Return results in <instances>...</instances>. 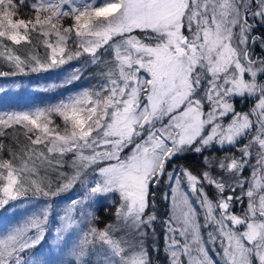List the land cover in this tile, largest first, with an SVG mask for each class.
Returning a JSON list of instances; mask_svg holds the SVG:
<instances>
[{
    "label": "snow or ice",
    "instance_id": "snow-or-ice-1",
    "mask_svg": "<svg viewBox=\"0 0 264 264\" xmlns=\"http://www.w3.org/2000/svg\"><path fill=\"white\" fill-rule=\"evenodd\" d=\"M0 63L69 66L48 90L89 82L0 113V210H29L0 234V264H156L165 183L169 264H264V0H0Z\"/></svg>",
    "mask_w": 264,
    "mask_h": 264
},
{
    "label": "trees",
    "instance_id": "trees-1",
    "mask_svg": "<svg viewBox=\"0 0 264 264\" xmlns=\"http://www.w3.org/2000/svg\"><path fill=\"white\" fill-rule=\"evenodd\" d=\"M27 14H28L27 9H24L21 13V15H24L25 17L27 16ZM63 23L67 25L71 23V21L65 20ZM257 50H259L260 52V48L258 46L254 49V51H257ZM9 69L10 68L7 65L0 63V70L9 71ZM70 70L71 69L69 66H65V69L63 72H61L60 70H53L51 72L29 73L28 75H23V74L17 75L12 81L9 82V84L8 82L5 83V90L3 91V94L7 93L8 94L7 97L9 98L14 93L15 95L20 94V93L25 92L29 88H35V87H39L42 85L47 86L49 83L56 81L58 77L63 78V76ZM15 82H18L17 84L19 85V87H17L15 92H12L9 94L8 92H10L11 89L13 88L11 87L10 84L15 83ZM237 100L238 99H235V103L237 102ZM238 107L239 108H237L236 110H239L240 108L241 110H243L247 106L245 104H240ZM7 143H9V141L5 140V144ZM233 151L234 149H231L230 147H225V149L223 150H219L216 147H213L211 150L206 151L205 155H210V156L214 155L216 157H220V156H223L225 152L231 153ZM5 158H7L6 153H5ZM178 162L181 164H184L186 167L191 168L193 171H197L203 168L201 159L196 155H186L183 159L179 160ZM249 174H250L249 172L247 171L245 172V175H249ZM167 190H168V185L166 183L162 184L158 190H155V208L151 209L152 211H155L157 217L159 218L158 221L154 224V228L156 229V232H157V244L156 245H158L161 249V251L158 254H153V258L156 261V264H166L167 262V257L165 256V253L163 251L164 247H163V242L161 240L162 232L160 229V224L162 220H164L165 212L168 206V200L163 199V194L167 192ZM207 190H209V192L213 196L212 189L209 188ZM113 199H115V197ZM12 207L13 205H9L4 210H0V219L3 218V216H9L10 220H14V217L16 216L17 211L15 212L10 211ZM94 211H96V214L98 217L96 226L102 229L106 222L112 221L114 219L115 206L109 205L108 201L105 200L101 202L100 204H98L96 208L94 209ZM234 211L236 213L241 212L242 211L241 206L236 205L234 208ZM25 215L27 214H24V216ZM150 245L152 244L146 243V246H150ZM36 251L38 252L39 249H37Z\"/></svg>",
    "mask_w": 264,
    "mask_h": 264
},
{
    "label": "rangeland",
    "instance_id": "rangeland-1",
    "mask_svg": "<svg viewBox=\"0 0 264 264\" xmlns=\"http://www.w3.org/2000/svg\"><path fill=\"white\" fill-rule=\"evenodd\" d=\"M75 63V62H74ZM10 70V69H9ZM16 76H10V77H0V113L2 112H7V111H14V110H26V109H30V108H35V107H43L45 105H49L52 104L54 102H56L58 99L63 98L64 95H67L69 91H76L79 88L82 87H88L89 86V82H86L84 80H81L77 83H75L72 86H69L68 89H55V90H48L46 88V86L42 85L39 87H35V88H29L28 90H26L23 93L20 94H16L15 93L10 96L9 98L7 97L8 94H3V91L5 90V83L12 81ZM62 79V78H61ZM92 83H95V81H91ZM18 82L15 83H11V87H13L11 89L10 92H8L9 94L12 92H15L17 87H15L14 85H17ZM247 100L249 102H247ZM254 101L251 99H246L245 101H241L240 99L237 100V102L235 103L236 109L239 108L238 106L240 104H245L247 107H245L243 110H241V108L237 111H241V112H245L248 111L249 108L252 107ZM53 119L56 121L57 124H62V121L57 118V117H53ZM66 159H71V156H67ZM67 171V168L65 169ZM209 195L212 196V194L209 192V190H207ZM167 193L169 194V197H171V192H170V188L168 186V190ZM212 193H213V197L215 195V191L214 189H212ZM72 195V193H68L66 196L59 198L62 200H67V197ZM114 197H111V199H113ZM194 203V202H193ZM172 208H171V202H170V198L168 199V206H167V210L165 212V216L164 219L169 215V213L171 212ZM28 209L19 207L17 210V214L14 217V220H10L9 216H3V218L0 219V234H3L4 232H6L9 229V226L11 224L16 223L18 220H20L21 218L24 217V214H28ZM197 211L199 212V208H197ZM241 212H237V214H240ZM114 220V219H113ZM112 220V221H113ZM163 221L160 224V229L162 232V237L161 240L163 242V247H165V234H164V224ZM200 222L203 223V219L202 217L200 218ZM209 229H202V234L205 236V240L207 239L206 237V233ZM156 232V229H155ZM157 234V232H156ZM146 243H150L152 244V240L149 239L148 241H146ZM155 243L157 244V240L155 241ZM217 251H219V249H216ZM209 251L210 254H212L214 256V253L211 250V246H209ZM215 258V256H214ZM166 264H169L168 258H167V262Z\"/></svg>",
    "mask_w": 264,
    "mask_h": 264
},
{
    "label": "flooded vegetation",
    "instance_id": "flooded-vegetation-1",
    "mask_svg": "<svg viewBox=\"0 0 264 264\" xmlns=\"http://www.w3.org/2000/svg\"><path fill=\"white\" fill-rule=\"evenodd\" d=\"M257 54H260V52H259V50H257V51H255ZM247 102H249L248 100H247Z\"/></svg>",
    "mask_w": 264,
    "mask_h": 264
}]
</instances>
